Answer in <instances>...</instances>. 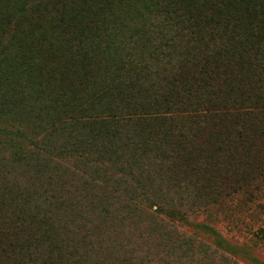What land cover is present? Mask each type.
Wrapping results in <instances>:
<instances>
[{"label":"trees","instance_id":"trees-1","mask_svg":"<svg viewBox=\"0 0 264 264\" xmlns=\"http://www.w3.org/2000/svg\"><path fill=\"white\" fill-rule=\"evenodd\" d=\"M261 163L264 0H0V264H194Z\"/></svg>","mask_w":264,"mask_h":264},{"label":"rangeland","instance_id":"rangeland-1","mask_svg":"<svg viewBox=\"0 0 264 264\" xmlns=\"http://www.w3.org/2000/svg\"><path fill=\"white\" fill-rule=\"evenodd\" d=\"M226 169L210 175L198 197L192 191L186 206L190 222L176 227L194 240V264L203 253L207 264H264V163L255 169L226 164ZM221 191L224 199L212 203Z\"/></svg>","mask_w":264,"mask_h":264}]
</instances>
